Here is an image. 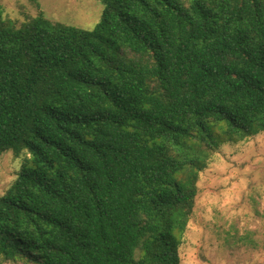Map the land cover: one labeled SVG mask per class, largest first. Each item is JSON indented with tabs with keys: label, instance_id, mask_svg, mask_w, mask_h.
I'll list each match as a JSON object with an SVG mask.
<instances>
[{
	"label": "trees",
	"instance_id": "trees-1",
	"mask_svg": "<svg viewBox=\"0 0 264 264\" xmlns=\"http://www.w3.org/2000/svg\"><path fill=\"white\" fill-rule=\"evenodd\" d=\"M102 2L92 30L0 5V264H180L220 138L264 132V0Z\"/></svg>",
	"mask_w": 264,
	"mask_h": 264
},
{
	"label": "rangeland",
	"instance_id": "rangeland-1",
	"mask_svg": "<svg viewBox=\"0 0 264 264\" xmlns=\"http://www.w3.org/2000/svg\"><path fill=\"white\" fill-rule=\"evenodd\" d=\"M102 1L0 0V5L16 24L41 11L51 21L92 30ZM220 142L198 174L193 213L178 235L180 264H264V132ZM22 160L11 151L0 156V196Z\"/></svg>",
	"mask_w": 264,
	"mask_h": 264
}]
</instances>
